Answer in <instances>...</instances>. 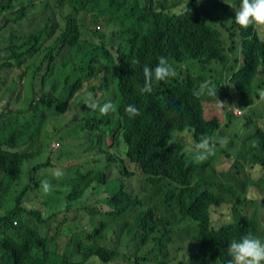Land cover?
Listing matches in <instances>:
<instances>
[{
  "label": "trees",
  "instance_id": "trees-1",
  "mask_svg": "<svg viewBox=\"0 0 264 264\" xmlns=\"http://www.w3.org/2000/svg\"><path fill=\"white\" fill-rule=\"evenodd\" d=\"M14 1L18 5L0 0L3 9H11L1 20L2 26L27 17L29 8L51 7L46 21L28 27L26 33L10 32L0 42L4 45L0 47V83H7L10 94L15 91L1 103L0 184L5 178L16 181L24 161L42 156L41 150L47 149L43 131L50 119L63 116L83 81L94 89L97 84L92 78L98 79L103 91L100 103L110 100L114 110L81 116L76 127L89 143L88 152L97 153L95 165L84 172L81 164H75L73 174L62 179L69 188L64 196L66 209L83 210L91 219L97 216V223L86 221L84 227H76L60 251L47 229L53 214L44 216L43 210L24 205L22 197L30 188L26 184L11 209L3 207L5 195L0 196V264H98L96 257L99 264H226L232 241L248 233L258 238L261 230L264 236V213L262 218L258 212L245 211L248 203L258 202L257 196L262 195L259 207L264 204V191L259 194L264 182L252 175L258 172L264 177V126L253 128L260 114L256 104L263 100L259 93L264 90V30L235 23L239 0ZM185 4L190 14L177 15ZM57 10L62 25L54 21ZM47 38L50 42L45 44ZM161 56L177 75L154 82L151 93H146L142 91L143 66L154 68ZM20 64L22 73L6 82L2 72ZM45 78L51 83L44 84ZM205 82L217 88V96L196 95ZM18 93L23 94L20 101ZM231 95L234 101L228 100ZM83 100L80 115L88 110ZM210 100L222 102L223 122L218 116H206L204 105ZM129 104L139 109V116L130 118L125 113ZM7 105L10 108L5 110ZM235 118L241 122L233 124ZM232 124L240 134L246 131L244 144L248 141L251 150L241 154L234 150L236 158L225 171L215 169L212 156L196 162L195 144L208 138L217 145L224 127ZM56 129L50 131L52 137ZM105 136L112 144L124 143L123 155L104 147ZM126 158L140 171L142 180L160 186L163 209L147 195L128 191L124 180L107 178L108 163L115 164L122 175H135L125 164ZM47 166H51L48 158L31 169ZM217 174L238 180L230 210L245 212L214 226L211 211L226 201ZM103 191L107 195L101 198ZM99 201L109 209L99 210L95 205ZM113 225L119 235L111 245L105 233ZM60 234L61 227L56 226V235ZM181 236L188 238L185 250H181L183 238L177 239ZM168 249L173 250L170 257ZM178 255L183 262L175 261Z\"/></svg>",
  "mask_w": 264,
  "mask_h": 264
},
{
  "label": "rangeland",
  "instance_id": "rangeland-1",
  "mask_svg": "<svg viewBox=\"0 0 264 264\" xmlns=\"http://www.w3.org/2000/svg\"><path fill=\"white\" fill-rule=\"evenodd\" d=\"M17 1V0H16ZM38 2V0H37ZM12 4L18 5L17 2L12 0ZM50 7L45 6V8H29L30 10L28 11V16L23 17L17 22L13 21H8L7 25L2 26L3 23L1 24V20L5 19L4 15L5 13L9 14L11 12V9H3L2 6H0V10L2 12L0 13V35H1V41H5L6 37L10 32L17 31L20 34L28 32V27H35L44 21H46L47 17L45 14L47 11L50 12ZM13 9V8H12ZM15 9V8H14ZM58 13H54V21L58 23L59 25L63 24V21L61 20V16L59 13V10H57ZM58 24H56V27L53 29L52 33L53 35L57 31ZM97 27V25H96ZM51 32V30H50ZM47 42H50V39L48 38L45 41V44ZM3 43H0V47L4 46L2 45ZM35 53V52H33ZM27 60H30L31 57L28 55H24ZM25 58H23L24 60ZM23 71L21 64L17 65L15 67H9L6 68L5 71L2 72V77L6 82H9L10 79L16 74H21ZM104 70H102L103 72ZM106 73V70L104 71ZM43 73V71H41ZM221 80L224 83V77H221ZM98 79L92 78V82H96L97 86L94 89H90L88 85L85 84V81H83V86L80 88L79 92L75 93L77 97H75V100L70 102V104L67 106V111H64L58 120L57 117H53L50 119L49 125L45 128L43 131V141H44V146L47 148L44 152V149L41 150L40 154L42 156H38L32 161H24L22 164V169L19 175V178L16 179V181H12L9 178H5L7 180V183H5V179L1 181L0 184V196H3V200H5V203L3 204V207L7 209H11L15 205V198L20 192L21 188L26 185L30 184V188L26 191L25 195L22 197V201L25 206L31 207V208H38L43 210L44 216L47 214H53L52 216V221L48 224L47 229L50 228V233L54 236V239H56L58 248L60 251H63L65 246L67 245V242L69 241L70 236L74 233V231L79 228V227H84L85 224L87 223H92L94 225L97 223V216L95 218H89V215L85 214L83 210H76V209H66V201H65V194L67 192L66 188L67 183H65L62 179L70 176L73 174L72 169L74 168L75 164H81L82 168L84 169V172L88 171L91 166L95 165V162L93 161V158L97 156V153L94 151L89 153L88 151L90 150L89 143L86 142L85 138L81 135H79V131H82L76 125L80 124L81 116H87L91 117L94 114H96V111L92 110H86L84 113L81 114V99H84L88 93L93 94V99L97 101L99 104L100 96L102 95L103 91L99 89ZM21 82V81H20ZM91 82V83H92ZM51 83V79L47 80L45 78L44 84ZM88 83V81H87ZM39 82H36V85H38ZM92 85V84H91ZM7 83H0V111H1V103L4 102L9 95H15L14 93L10 94L6 90ZM40 86V85H39ZM110 92V91H109ZM20 95L19 98H17L18 101H20L23 97L22 93H18ZM16 95V97L18 96ZM38 95L36 96V98ZM228 100L234 101L233 95L228 98ZM86 106V105H85ZM205 113L206 116H218L220 121L223 122L225 118V110L222 108V102L219 100L214 101H209V103L205 104ZM232 105H228V107H231ZM257 107L260 109V114L256 117V120L253 124V128L256 125H262L264 126V98L262 101H259L256 104ZM10 108V105L5 106V110H8ZM87 108V106H86ZM246 111V110H245ZM241 115V114H240ZM81 118V119H80ZM2 121V118H0V122ZM225 122V121H224ZM241 121L237 118L234 119V123H240ZM235 132L238 133V136L234 134V131L231 127H224V134L221 137H218L220 139L219 143H217L216 146H218V150L215 152V155L212 156L211 159V164L215 167L217 171H225L227 169H230L233 160L236 158L235 151L238 150V153H247L248 149L251 150V146L249 145V142H245V139H243L246 136V131L243 129L242 133L240 134V131L236 130L233 127ZM54 126H56V131L54 130L53 137L49 134L50 131L54 129ZM53 128V129H52ZM249 130V129H248ZM56 133H59L58 137H56ZM75 135V136H74ZM234 139L233 141L231 140ZM58 141V142H57ZM222 141H226V143H223ZM103 143L104 147H106L108 150L111 152L116 153L117 155H123L122 145L124 143H119L118 145L112 144V140L109 136L103 137ZM102 144V143H101ZM236 147L234 148V146ZM103 145V144H102ZM95 149V148H94ZM121 149V150H120ZM93 149H91L92 151ZM96 151V150H95ZM220 151H227L228 154L225 152H220ZM73 153V156H70L69 154ZM262 155L261 157H263ZM48 158V162H50L51 166L47 167H41L35 171H32L31 166H33L36 163H40L41 160H46ZM125 161V164L128 166L130 170H135V175L131 176H126L122 175L118 170L116 169L115 164L108 163L106 166V176L108 179L111 178H116V179H122L125 181L126 184V189L130 192L134 191V193H137L140 195V197L143 196H148L150 201H155L162 209H163V201L162 197L160 196V191L161 188L160 186H151L150 183H147L145 178L142 180L141 173L139 170H137L132 163L128 161V158ZM102 166V163L98 164V167L100 168ZM57 168L62 169L65 173L63 178L57 179L54 177L53 172ZM248 169V165L247 168ZM253 177L258 180L259 182H264V177L262 174L260 175L258 172L252 174ZM223 181H218L219 185L222 187V193L226 197V201L223 202L217 209H213L211 211V221L214 226H219L223 222L230 221L232 217L235 216L237 218L240 213H242L244 210H240L237 208L235 212H231L230 207L236 200L237 196V187L235 185V182L238 180H232L231 178H227L223 175L217 174ZM228 179V180H225ZM47 180L51 183L52 185V192L51 194H45L42 190L41 186V181ZM148 181V180H147ZM62 182V183H60ZM37 183V185L35 184ZM65 183V184H64ZM141 185V187H140ZM143 186V187H142ZM250 187H248L249 189ZM137 191V192H135ZM247 191V190H246ZM264 191V183L263 185L259 188V194ZM248 192V191H247ZM107 195V192L103 191L101 194V198L105 197ZM92 199L95 197V195H91ZM248 196H251L250 194ZM256 196V194L254 195ZM260 196L258 197V202L255 204L253 203H248V207L245 209L247 213H251L252 211H255L256 213L258 212L262 218H263V213H264V204H261L259 207V200ZM252 197V196H251ZM42 200L46 202H42ZM42 202V203H41ZM96 207L101 210V211H106L108 210V206L104 202H97L95 203ZM59 210V211H58ZM244 211V212H245ZM263 212V213H262ZM55 214V215H54ZM24 216H27L25 214H21ZM261 218V217H260ZM89 221V222H86ZM56 226L61 227V234L56 235ZM77 227V228H76ZM110 228L106 231L105 233V240L111 245H114L117 241V237L119 235L118 231L119 228L116 226H109ZM55 231V234H54ZM260 235H258V238L264 241V236L263 232L261 230ZM182 240V249H184V244L188 243V238L187 237H178L177 239ZM171 246H174L172 244ZM178 246V243H177ZM148 248L150 245L148 244ZM145 248L141 249V252H144ZM169 252V257L172 256L173 250L168 249ZM175 261H184V258L181 255H178ZM118 263V260L116 261ZM177 263V262H174Z\"/></svg>",
  "mask_w": 264,
  "mask_h": 264
},
{
  "label": "clouds",
  "instance_id": "clouds-1",
  "mask_svg": "<svg viewBox=\"0 0 264 264\" xmlns=\"http://www.w3.org/2000/svg\"><path fill=\"white\" fill-rule=\"evenodd\" d=\"M188 4L182 5L177 15H189L191 9ZM234 7V6H230ZM235 23L241 28H249L255 25L257 28L264 30V0H239V5L235 11ZM138 63V61H134ZM177 72L172 65L169 64L168 59L164 56L158 58L156 66L150 67L149 65L143 66L144 87L142 91L151 93L154 82L167 81L169 78L176 77ZM207 94L208 96H217V88L210 87L209 82L201 84L200 90L196 95ZM259 95L264 98V90H261ZM83 104L89 110H98L101 115H107L110 111L114 110V105L110 100L105 101L102 105L93 99V94L88 93L83 100ZM125 113L130 118H135L140 115L139 109L134 105H127ZM226 143V141H222ZM196 153L194 160L202 163L215 155V144L211 143L208 138L201 139L195 144ZM53 175L57 179L63 178L65 175L62 169L57 168L54 170ZM42 190L45 194H51L52 185L49 181H41ZM227 253L229 259L226 264H264V241L254 237L251 233L242 236L239 240L232 241L227 246ZM99 264V257H96Z\"/></svg>",
  "mask_w": 264,
  "mask_h": 264
},
{
  "label": "built area",
  "instance_id": "built-area-1",
  "mask_svg": "<svg viewBox=\"0 0 264 264\" xmlns=\"http://www.w3.org/2000/svg\"><path fill=\"white\" fill-rule=\"evenodd\" d=\"M234 113L235 114H239L240 113V110H234Z\"/></svg>",
  "mask_w": 264,
  "mask_h": 264
}]
</instances>
